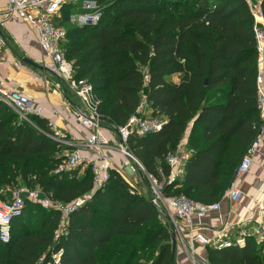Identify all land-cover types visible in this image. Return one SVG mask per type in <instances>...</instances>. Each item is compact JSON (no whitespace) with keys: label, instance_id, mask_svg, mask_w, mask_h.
<instances>
[{"label":"trees","instance_id":"1","mask_svg":"<svg viewBox=\"0 0 264 264\" xmlns=\"http://www.w3.org/2000/svg\"><path fill=\"white\" fill-rule=\"evenodd\" d=\"M261 8L264 15V0ZM255 26L246 0H112L97 25L69 26L62 48L75 77L93 85L100 115L116 126L126 125L146 97L165 123L131 135L129 151L163 184L164 196L209 204L224 197L258 134ZM31 119L0 101V200L2 188L16 185L63 203L89 193L91 165L56 172L72 147L52 138L47 119ZM186 135L191 155L169 183L168 155ZM151 198L111 169L59 236L61 212L27 201L10 241L0 240V264H175L172 231ZM208 259L264 264V242L247 235L242 244L209 245Z\"/></svg>","mask_w":264,"mask_h":264},{"label":"built area","instance_id":"2","mask_svg":"<svg viewBox=\"0 0 264 264\" xmlns=\"http://www.w3.org/2000/svg\"><path fill=\"white\" fill-rule=\"evenodd\" d=\"M109 1L112 0H6L5 8L0 9V47L5 44L1 30L6 22L15 16L26 21L37 32L41 49L45 54L44 69L58 78V86L71 91L82 103L81 107L75 108L73 111L77 122L89 132L88 138L83 141L81 146L77 142L68 139L67 135L55 123L49 122L53 131L52 138L61 144L72 147L71 150L66 152V158L59 165L56 172L74 171L80 169L82 165H91L93 171L92 190L69 203L53 199L44 193L41 188H30L27 186L21 188L7 186L2 188L1 192L3 195H10V198L0 200V240L4 243L10 241L12 222L23 214L28 200L46 209L59 210L61 212V222L56 235L59 236L65 233L70 212L84 205L96 191L103 188L110 178V170L115 169L113 163L103 151L105 147H111L112 145L105 135L103 123L99 120L101 116L98 111L99 102L93 85L86 79L75 77L76 71L73 62L67 59L62 48V44L67 37L68 27L97 25L102 20L105 7ZM246 1L256 20L255 35L258 51L256 101L260 115V125L256 138L248 146L238 165L237 177H242L251 171L255 156L264 145V22L261 21L264 15L261 8V0ZM148 77L146 75V80H148ZM0 101L14 109L20 119L30 123H33L31 119L33 115L41 116L42 108L35 106L25 92L17 89L3 77L1 61ZM147 105L148 102L144 96L137 112L132 115L126 125L119 127L121 141L126 146L131 135L143 136L163 127L165 120L162 117L148 114ZM119 149L125 156V160L122 167L116 170L127 180L138 173L147 176L155 193V196L151 198V202L153 199L172 216L173 222L171 223L176 234L179 233L183 237L188 227L194 230L199 226H204L203 220L209 213L222 209L221 201L202 204L185 194L164 196L162 192L163 184L146 171L143 164L129 149L126 151L123 146H120ZM188 158L189 155L180 150V148L168 155L167 161L171 168L168 178L169 183L175 182L182 176ZM128 181L131 183L130 180ZM242 195L243 191L237 186L236 180H234L224 196L231 201H237ZM258 213L260 220L257 228L253 233L247 235H253L258 242H262L264 241V198L258 203ZM194 214L198 216L197 221L193 220ZM192 237V239H197L203 244H213L218 247L228 246L233 243L230 240L223 242L212 241L201 232L195 233ZM242 241L244 242V239ZM241 242L238 241V243L242 244ZM192 252V264H211L209 260L195 255L193 248ZM54 257L57 261L60 260V254Z\"/></svg>","mask_w":264,"mask_h":264},{"label":"crops","instance_id":"3","mask_svg":"<svg viewBox=\"0 0 264 264\" xmlns=\"http://www.w3.org/2000/svg\"><path fill=\"white\" fill-rule=\"evenodd\" d=\"M5 5L6 0H0V9H4ZM261 21L264 22V17ZM1 34L5 39V44L0 47L3 77L17 89L25 92L35 106L42 108L41 117L47 119L48 124L49 122L55 123L68 139L81 146L88 138L89 132L77 122L73 114L75 108L82 106L80 99L68 89L58 86V78L44 68L23 62V59L27 57L43 66L45 54L41 49L35 29L23 19L15 16L6 22ZM172 79L179 82L180 76L174 75ZM147 106V113L152 114L151 107L149 104ZM104 129L112 146L105 147L103 151L115 169L121 168L125 156L119 149L120 135L112 126H104ZM187 138L188 135L184 137L179 148L190 156L191 152L187 149ZM85 167L86 165H83L81 168ZM138 177L143 182L151 183L147 176L146 179L141 173L136 176L132 175V178L136 179L131 181V184L137 189H139ZM235 180L237 186L243 191L239 200L231 201L224 196L221 199L222 209L209 213L203 220L204 226H199L194 230L188 227L183 237L177 233L175 264H192V248L195 255L209 260L208 246L214 245L203 244L197 239H192V235L197 232L203 233L212 241L241 242L247 234L253 233L257 228L260 220L258 203L264 198V145L256 154L251 171L242 177L236 176ZM197 219V214H194L193 220L197 221Z\"/></svg>","mask_w":264,"mask_h":264},{"label":"water","instance_id":"4","mask_svg":"<svg viewBox=\"0 0 264 264\" xmlns=\"http://www.w3.org/2000/svg\"><path fill=\"white\" fill-rule=\"evenodd\" d=\"M23 62L24 63H27V64H30V65H33V66H35V67H40V68H44V66H41V65H39L38 63H36L35 61H33V60H31V59H29V58H27V57H25L24 59H23ZM99 120L101 121V122H104V123H108V124H110L113 128H114V130L119 134V127L118 126H116L115 124H113L110 120H108L106 117H103V116H100L99 117ZM121 145L123 146V148L126 150V151H128V148H127V146H126V144L123 142V141H121ZM154 200L152 199V202H153ZM153 204L157 207V209L159 210V212L161 213V215L162 216H164L167 220H169L170 222H173V218H172V216L162 207V206H160L158 203H156L155 201L153 202ZM172 242H173V251H174V253H176V246H177V234H176V232L175 231H173L172 232Z\"/></svg>","mask_w":264,"mask_h":264},{"label":"rangeland","instance_id":"5","mask_svg":"<svg viewBox=\"0 0 264 264\" xmlns=\"http://www.w3.org/2000/svg\"><path fill=\"white\" fill-rule=\"evenodd\" d=\"M1 66H2V64H1ZM143 99H144V95H143ZM105 127H107V126H110V125H104ZM111 127V126H110ZM119 146H122L121 145V143H119ZM83 166V165H82ZM81 166V167H82ZM85 168H82V170H81V172H83V170H84ZM136 176V175H135ZM134 177V176H133ZM145 177H146V175H145ZM131 179V180H130ZM134 179H136V178H129L128 180H130V181H132L133 182V180ZM147 181V180H146ZM148 182V181H147ZM147 182H143L139 177H138V182H137V184H138V188L140 189V192H142V193H144V194H146L147 196H149L150 198L151 197H153V196H155V193H154V190H153V187H152V183H147ZM26 185H16V186H14V187H12V188H21V187H25ZM5 196V198L7 199V198H10V195H4ZM29 201V200H28ZM162 216V215H161ZM162 219H163V222L164 223H166L168 226H169V228H170V230L173 232L174 231V228H173V225H172V223L169 221V220H167L164 216H162ZM264 242V241H263Z\"/></svg>","mask_w":264,"mask_h":264}]
</instances>
